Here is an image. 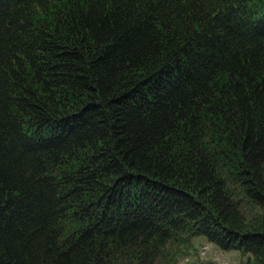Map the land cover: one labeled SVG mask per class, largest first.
I'll return each mask as SVG.
<instances>
[{"label": "trees", "instance_id": "obj_1", "mask_svg": "<svg viewBox=\"0 0 264 264\" xmlns=\"http://www.w3.org/2000/svg\"><path fill=\"white\" fill-rule=\"evenodd\" d=\"M195 234L264 264V0H0V264Z\"/></svg>", "mask_w": 264, "mask_h": 264}, {"label": "rangeland", "instance_id": "obj_2", "mask_svg": "<svg viewBox=\"0 0 264 264\" xmlns=\"http://www.w3.org/2000/svg\"><path fill=\"white\" fill-rule=\"evenodd\" d=\"M172 244L169 248L174 247L175 258L171 264H199L205 261H210V264H243L249 256L237 247L222 248L203 234H195L186 242Z\"/></svg>", "mask_w": 264, "mask_h": 264}]
</instances>
